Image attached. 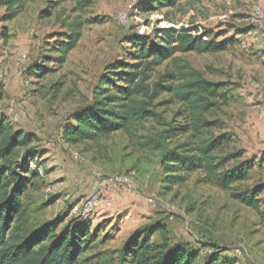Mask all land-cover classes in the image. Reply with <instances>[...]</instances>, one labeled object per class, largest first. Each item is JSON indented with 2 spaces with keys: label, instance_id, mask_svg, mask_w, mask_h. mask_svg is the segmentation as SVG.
Wrapping results in <instances>:
<instances>
[{
  "label": "rangeland",
  "instance_id": "1",
  "mask_svg": "<svg viewBox=\"0 0 264 264\" xmlns=\"http://www.w3.org/2000/svg\"><path fill=\"white\" fill-rule=\"evenodd\" d=\"M154 1L21 0L12 19H6L0 3V119L36 141L29 154L37 155V165L28 163V169H38L40 176L25 175L23 196L30 226L57 221L61 230L76 221L72 206L93 194L99 182L129 175L130 188L102 186L101 199L109 206L101 205L86 219L96 235L88 255L111 254L134 232L157 223L172 245L197 253V264H206L211 252L212 264H264V192L256 197L258 211L232 197L264 188V0H179L168 7ZM75 21L82 23L81 36L60 63L56 48ZM169 28H195L192 35L206 32L210 41L226 44L214 54L176 52L145 74L149 86L166 85L174 83L167 74L179 77L194 69L223 86L217 106L206 114L215 122L210 133L224 135L222 154L261 165L251 180L229 190L203 182L200 171L170 184L159 154L137 147L136 136L186 121L187 109L167 92L153 101L159 119L144 123L133 139L116 133L86 147L67 145L62 138L109 72L136 63L137 48L156 43Z\"/></svg>",
  "mask_w": 264,
  "mask_h": 264
},
{
  "label": "trees",
  "instance_id": "2",
  "mask_svg": "<svg viewBox=\"0 0 264 264\" xmlns=\"http://www.w3.org/2000/svg\"><path fill=\"white\" fill-rule=\"evenodd\" d=\"M179 0H155L157 7L173 6ZM21 0H0L6 7V19L17 15L16 6ZM46 15L47 12H45ZM82 23L69 24L70 35L56 48L59 62L76 47L81 36ZM197 29L169 28L157 37L154 44H142L134 54L136 63L120 64L118 71L109 72L93 92L92 104L64 132V143L70 146L90 147L123 133L135 137L144 123L160 117L153 101L164 92L183 105L188 112L181 126H169L145 136H136L137 147L159 154L160 166L170 184H179L195 172L204 174L203 182L222 190L247 182L261 165L255 161L238 162V154H222L226 146L224 135L213 137L212 125L206 114L217 106L219 83L207 80L200 71L190 69L180 72L179 77L167 74L174 83L155 82L146 84L145 72L150 66L171 58L174 53H220L225 43L208 39L206 32L192 35ZM151 59V61H149ZM117 83H121L117 85ZM184 136L174 145L172 139ZM36 142L32 135L14 129L5 119H0V264H197L198 255L184 245H172L165 229L157 223L143 226L111 254H91L95 249L96 235L88 221H72L58 231L59 223L49 221L36 227L30 226L29 214L24 203L27 178L40 176L38 169H28V163L37 165V155L29 154ZM221 153V154H220ZM19 160L23 162L19 164ZM232 162V164H231ZM28 173V174H27ZM264 192L257 186L232 197L252 210L258 211L256 198ZM158 238L159 241L154 239ZM211 252L206 264H212ZM107 256H109L107 258Z\"/></svg>",
  "mask_w": 264,
  "mask_h": 264
},
{
  "label": "built area",
  "instance_id": "3",
  "mask_svg": "<svg viewBox=\"0 0 264 264\" xmlns=\"http://www.w3.org/2000/svg\"><path fill=\"white\" fill-rule=\"evenodd\" d=\"M132 179L128 176L113 175L107 179L102 180L97 184V187L93 194L87 198L74 204L70 210V215H72L76 220L86 221L88 215L92 213L95 209L101 205H108L109 203L101 199V188L104 184L111 186H120L123 188H130L132 186ZM148 204L154 205V200L149 198L146 200Z\"/></svg>",
  "mask_w": 264,
  "mask_h": 264
}]
</instances>
